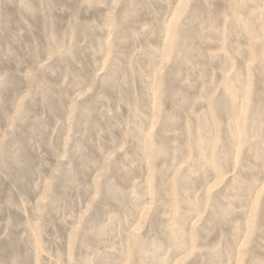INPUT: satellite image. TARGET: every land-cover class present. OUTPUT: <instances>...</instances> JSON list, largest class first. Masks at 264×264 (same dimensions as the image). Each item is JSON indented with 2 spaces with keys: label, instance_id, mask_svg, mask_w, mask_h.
<instances>
[{
  "label": "rangeland",
  "instance_id": "374dc122",
  "mask_svg": "<svg viewBox=\"0 0 264 264\" xmlns=\"http://www.w3.org/2000/svg\"><path fill=\"white\" fill-rule=\"evenodd\" d=\"M0 264H264V0H0Z\"/></svg>",
  "mask_w": 264,
  "mask_h": 264
}]
</instances>
